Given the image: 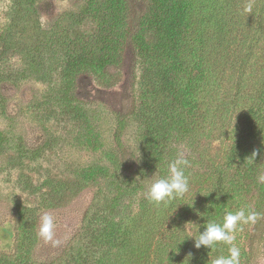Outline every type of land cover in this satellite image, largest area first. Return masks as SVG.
Returning <instances> with one entry per match:
<instances>
[{
    "label": "trees",
    "instance_id": "trees-1",
    "mask_svg": "<svg viewBox=\"0 0 264 264\" xmlns=\"http://www.w3.org/2000/svg\"><path fill=\"white\" fill-rule=\"evenodd\" d=\"M36 3L13 0L15 15L24 16L9 25V46L19 45L17 32L33 39L24 69L5 67L0 52V116L12 125L18 84L35 76L48 84L45 100L53 96L59 111L81 121L85 149L100 155L76 171L75 184L46 183L37 207H8L12 228L2 230L0 264H211L230 246L197 250L191 238L240 209L258 216L234 233L239 264H256L264 244V0H143L138 14L131 0H86L78 15L49 31L37 21L24 24ZM89 17L95 29L86 35ZM128 53L127 99L110 112L114 144L102 150L95 112L77 85L88 78L115 88ZM11 130H0V156L19 165L40 156ZM217 141L225 143L221 155L213 151ZM178 153L189 161V191L150 202L149 186L169 174ZM94 185L74 230L54 236L59 246L46 243L40 217Z\"/></svg>",
    "mask_w": 264,
    "mask_h": 264
},
{
    "label": "rangeland",
    "instance_id": "rangeland-1",
    "mask_svg": "<svg viewBox=\"0 0 264 264\" xmlns=\"http://www.w3.org/2000/svg\"><path fill=\"white\" fill-rule=\"evenodd\" d=\"M85 2L86 0H37L35 13H31L30 17L25 16L24 24L33 25L37 21L41 29L47 31L57 24L63 26L68 16L80 13ZM130 4L135 13L141 12L143 0H131ZM13 5V0H0V52L4 51L2 61L5 67L18 70L26 67V55L33 38L17 32V35L20 33L19 45L14 41L15 49H12V45L9 46L8 35L14 33L8 30L9 25L17 20L16 17L20 20L24 16H16ZM94 29L93 20L86 18L82 30L86 35H91ZM123 62L122 78L115 88L103 89L88 78L80 79L77 85L78 94L85 100L91 112H95L92 115L93 128L100 137L102 150H107L114 144V119L110 112L125 104L130 87V53ZM48 88L47 82L38 81L35 76L22 78L11 100V110L15 113L14 122L9 127L0 116V130L12 129V133H7L12 139L19 138L26 147L41 149L40 156L33 160L26 159L22 165L15 164L7 156H0V240L4 239L2 230L11 231L12 228L8 207L16 203L37 207L41 194L47 191L46 183L75 184L78 181L75 178L76 171L95 162L100 155L85 149L83 140L79 137L82 134L81 121L71 119L59 111L53 96L49 100L44 99ZM131 133L132 129H129L123 136L126 145L131 143ZM224 147V141H217L213 144V151L221 155ZM10 154L12 152H8ZM95 190L96 186H91L89 192L83 191L63 208L49 212L54 217L55 236L69 229L74 230L73 226L80 217V211L88 203L91 191ZM256 264H264V244L260 247Z\"/></svg>",
    "mask_w": 264,
    "mask_h": 264
},
{
    "label": "clouds",
    "instance_id": "clouds-1",
    "mask_svg": "<svg viewBox=\"0 0 264 264\" xmlns=\"http://www.w3.org/2000/svg\"><path fill=\"white\" fill-rule=\"evenodd\" d=\"M244 11L251 13L252 4L248 3ZM256 155L257 152L254 151L252 157L255 158ZM188 166L189 161L184 158L183 153H178L177 159L168 165L169 174L151 183L147 191L148 200L154 204H160L168 200L182 198L189 191V177L185 175L184 171ZM257 216L258 214L255 212L246 215L243 209L236 212L226 210L221 223L210 221L204 227L203 232L198 231V234L191 238L193 246L197 250L202 246L206 249H212L222 242L230 246L228 247V254L216 257L211 261V264H239L241 253L240 249L233 243L235 240L234 233L238 230L239 225L254 222ZM186 225L195 224L188 222ZM54 228V217L47 212L44 213L40 217L38 234L46 243L51 242L53 246H59L61 241L54 238Z\"/></svg>",
    "mask_w": 264,
    "mask_h": 264
}]
</instances>
